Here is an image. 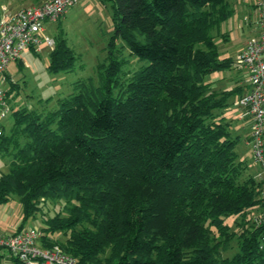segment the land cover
<instances>
[{
    "label": "trees",
    "instance_id": "16d2710c",
    "mask_svg": "<svg viewBox=\"0 0 264 264\" xmlns=\"http://www.w3.org/2000/svg\"><path fill=\"white\" fill-rule=\"evenodd\" d=\"M101 1L111 2L121 48L146 64L123 72L112 42L96 84L76 81L47 112H12L10 132L0 137L10 160L0 205L16 196L25 222L41 203H61L44 220L41 244L75 264H264V217H253L264 210L263 184L241 178L237 139L216 113L241 87L217 93L204 82L234 65L219 59L215 44L227 38L219 30L230 4ZM48 57L50 73L69 72L76 61L62 35ZM56 231L64 242L48 236ZM235 237L237 252L222 257Z\"/></svg>",
    "mask_w": 264,
    "mask_h": 264
},
{
    "label": "rangeland",
    "instance_id": "374dc122",
    "mask_svg": "<svg viewBox=\"0 0 264 264\" xmlns=\"http://www.w3.org/2000/svg\"><path fill=\"white\" fill-rule=\"evenodd\" d=\"M227 1L233 9V13L220 26L219 34L225 33L228 35L225 40L222 39L221 35L216 37L215 44L217 45L219 59L231 58L236 63V59L243 51L246 43L255 39L259 32L256 33L258 31L256 27L248 28L242 21V17L248 13L250 0ZM33 4V0H0V8L1 6L7 8L8 17L22 9L31 8ZM111 16L112 9L109 1L77 0L64 17L55 22L45 21L43 23L44 35L53 42L56 36L62 35L66 46L73 52L76 61L73 69L69 72L50 73L47 70L50 49L44 44L39 51L35 49L24 50L17 61L8 64L4 73L6 80L1 85V88L7 92V102L11 108V112L3 122L4 134L10 132L13 123L12 112L21 108L47 112L56 107L57 99L64 98L72 92V84L76 81L92 78L96 84L99 65L109 63L108 58L112 42L115 44L116 56L123 61V72L131 74L139 66L146 64V62H139V59L130 54L126 47L121 48L122 40L113 36ZM227 74L230 75L231 72L211 73L205 76L204 82L209 83L214 77ZM225 84L227 86L232 84L227 90H232L235 86H238L237 83L230 80L225 81ZM241 96L242 94L238 93L232 94L228 101V107L216 113L229 124L228 131L231 139H237L235 146L237 161L244 166L241 178L245 179L251 176L256 181L262 182L261 197H264V181L262 180L264 174L253 157L250 145V125L248 124L250 118L248 116V119H244V116L248 114L238 103ZM244 113L246 114L244 115ZM9 161L8 157L0 154V176L8 173ZM41 206L42 212L23 222L21 205L18 198L13 196L7 203L0 205V227L5 229L0 231L4 235H12L22 227L35 228L42 233L46 228L44 220L53 217L62 204H53L47 201L41 203ZM253 212L255 221H260L259 219L264 217L263 209L256 208ZM225 223L231 226V231L237 230L234 217L227 218ZM48 236L60 242H64L67 238L59 231L48 234ZM236 238L231 242V248L222 253V257L230 258L237 252ZM0 256H3L0 257V264H24L16 262L7 250H0Z\"/></svg>",
    "mask_w": 264,
    "mask_h": 264
},
{
    "label": "built area",
    "instance_id": "2783aa9c",
    "mask_svg": "<svg viewBox=\"0 0 264 264\" xmlns=\"http://www.w3.org/2000/svg\"><path fill=\"white\" fill-rule=\"evenodd\" d=\"M76 2L77 0H44L41 4L22 9L11 17L7 15V8L1 6L0 137L4 132L3 122L11 112L7 92L1 88L6 80L4 73L8 64L17 61L26 49L39 51L45 44L51 50L54 42L44 35L43 23L55 22L64 17ZM255 9L259 35L246 43L236 59L238 67L246 72L247 84V90L238 103L250 118V145L253 157L264 174V0H257ZM0 250H7L12 257L24 264H75V260L59 247L44 248L41 244V233L35 228H22L12 235L0 233Z\"/></svg>",
    "mask_w": 264,
    "mask_h": 264
},
{
    "label": "crops",
    "instance_id": "0c3cea01",
    "mask_svg": "<svg viewBox=\"0 0 264 264\" xmlns=\"http://www.w3.org/2000/svg\"><path fill=\"white\" fill-rule=\"evenodd\" d=\"M256 2H257V0H250V7L251 8L249 7V5H247V7H249L248 13L246 14V16L244 15L242 17V21L244 22L245 26H247L248 28L256 27L257 30H258V26H257V23H256V9H255L256 8ZM245 18H247V20H245ZM258 32H259V30L256 31V33H258ZM226 71H230L231 74L230 75L227 74V75H223V76L221 75V76L214 77L209 82V84H211V88L213 89V91H215L217 93H220L222 91H226L227 88L231 87L232 84L230 86H227L225 84V81L230 80L233 83H237L238 86H235V88L241 87L240 95L245 93L246 90H247L246 72H245V70L244 69H239L238 66L236 65V63L234 62V65L231 68V70H226ZM234 72H236V73H234ZM245 114L246 113H244V115ZM244 119H248V115H245ZM248 124L251 125V122H249ZM249 129H250V126H249ZM0 230L4 231L5 229H4V227H0ZM0 257H3V256H0Z\"/></svg>",
    "mask_w": 264,
    "mask_h": 264
}]
</instances>
